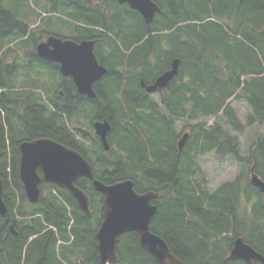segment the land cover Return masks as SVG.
<instances>
[{
	"label": "trees",
	"instance_id": "obj_1",
	"mask_svg": "<svg viewBox=\"0 0 264 264\" xmlns=\"http://www.w3.org/2000/svg\"><path fill=\"white\" fill-rule=\"evenodd\" d=\"M154 1L161 10L146 24L117 0H0V176L9 210L0 217V264H104L96 238L103 195L89 178L77 181L89 215L50 183L38 203L26 197L19 145L41 137L79 151L105 183L131 178L137 191L158 192L151 228L185 264H223L237 236L264 254V193L250 179L254 172L264 180V0ZM48 35L95 41L108 68L95 98L38 57ZM175 58L178 73L156 98L142 82L154 83ZM232 101L249 106L246 122ZM224 118L241 133L263 125L247 154ZM105 119L109 151L93 128ZM180 120L189 132L182 149ZM212 151L241 165L213 191L199 163ZM117 254L110 264H160L136 232L119 238Z\"/></svg>",
	"mask_w": 264,
	"mask_h": 264
},
{
	"label": "water",
	"instance_id": "obj_2",
	"mask_svg": "<svg viewBox=\"0 0 264 264\" xmlns=\"http://www.w3.org/2000/svg\"><path fill=\"white\" fill-rule=\"evenodd\" d=\"M128 3L132 9L141 13L146 23H150L159 5L153 0H118ZM41 58L60 64V71L71 77L78 91L90 98H95L94 84L108 72V68L99 63L94 52V41L84 40L80 43L50 37L37 46ZM180 59L173 60L172 68L160 75L154 84L147 85L149 92L164 88L178 73ZM143 86L144 83H143ZM111 123L98 120L94 129L100 137L105 150L110 149L108 134ZM188 133L179 142L180 149L184 145ZM19 175L26 195L32 202H38L41 195L42 179L67 188L71 191L80 207L89 213V198L77 185V180L85 176L92 181L94 189L103 194L102 221L97 232L98 250L101 261L108 264L117 259L116 247L119 236L135 231L139 234L141 247L154 256L161 264H184L171 252L167 242L151 231V220L158 207L153 199L158 193L147 191L140 193L135 188L133 179H124L114 183H105L96 178L93 165L77 150L50 138H37L20 143ZM41 171L42 175H40ZM252 182L264 192V181L252 175ZM4 180L0 177V214H8V206L3 198ZM230 257L244 258L251 262L258 260L264 264V255L238 237L232 247Z\"/></svg>",
	"mask_w": 264,
	"mask_h": 264
},
{
	"label": "rangeland",
	"instance_id": "obj_3",
	"mask_svg": "<svg viewBox=\"0 0 264 264\" xmlns=\"http://www.w3.org/2000/svg\"><path fill=\"white\" fill-rule=\"evenodd\" d=\"M232 106L239 113L241 121L246 122L247 115L250 112L249 106L243 101H232ZM213 121H215L213 118L209 119V122ZM221 123L229 133L239 139L242 154H247L249 152V146H252L255 140L263 134V125L260 123L252 127H247L242 133L233 130L226 118L221 120ZM184 124L185 122L182 120L178 121L177 127L180 132L188 130L184 128ZM199 163L209 180L208 185L212 191L225 182L234 180L238 176L241 168L240 163L232 156L220 158L214 151L202 155L199 159Z\"/></svg>",
	"mask_w": 264,
	"mask_h": 264
},
{
	"label": "flooded vegetation",
	"instance_id": "obj_4",
	"mask_svg": "<svg viewBox=\"0 0 264 264\" xmlns=\"http://www.w3.org/2000/svg\"><path fill=\"white\" fill-rule=\"evenodd\" d=\"M126 5H128L127 3H126ZM129 6V5H128ZM64 31H65V29H64ZM64 40H65V37L63 38ZM37 55H38V53H37ZM38 57H39V55H38ZM40 58V57H39ZM42 59V58H41ZM42 60H45V59H42ZM45 61H48V60H45ZM49 62H52V61H49ZM20 148V147H19ZM19 152H20V149H19ZM20 161V160H19ZM19 164H20V162H19ZM39 173H40V175H42V173H41V171H39ZM20 176V175H19ZM1 177V176H0ZM2 178V177H1ZM22 182V181H21ZM43 182H46V183H50V184H53V185H55V186H58V185H56V184H54V183H51V182H48V181H46V180H44V179H42L41 180V182H40V190H41V195H40V199H41V196H42V194H43V192H47V190H48V188L46 187V186H44V189H43ZM23 184V183H22ZM58 187H60V186H58ZM61 188V187H60ZM23 189H24V185H23ZM53 191L54 192H56L57 194H59V192H58V189H56V188H54L53 189ZM24 192H25V190H24ZM25 194H26V192H25ZM27 196V195H26ZM28 198V197H27ZM40 199H39V201H40ZM29 200V199H28ZM30 201V200H29ZM38 201V202H39ZM31 202V201H30ZM37 202V203H38ZM31 203H33V202H31ZM252 205H254V204H252ZM0 217H6V216H4V215H2V214H0ZM14 225L12 224L11 225V229H12V232H14L16 235L18 234V232H16L15 230L13 231V229H14V227H13ZM236 239V238H235ZM235 239H234V241H235ZM232 249V248H231ZM231 249L229 250V254H228V258L223 262V264H226L227 263V261L228 260H233L234 262L233 263H236V264H239L240 262H242V263H244V264H263V263H261L259 260L257 261V262H254V261H251V262H249V261H247V260H245L244 258H238V259H234V258H231L230 257V251H231ZM0 251H1V248H0ZM264 255V254H263Z\"/></svg>",
	"mask_w": 264,
	"mask_h": 264
},
{
	"label": "bare ground",
	"instance_id": "obj_5",
	"mask_svg": "<svg viewBox=\"0 0 264 264\" xmlns=\"http://www.w3.org/2000/svg\"><path fill=\"white\" fill-rule=\"evenodd\" d=\"M153 231V230H152ZM263 254V253H262Z\"/></svg>",
	"mask_w": 264,
	"mask_h": 264
}]
</instances>
